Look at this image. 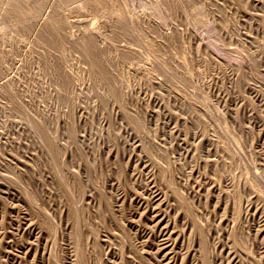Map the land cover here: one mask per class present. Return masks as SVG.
I'll return each mask as SVG.
<instances>
[{"label":"rangeland","instance_id":"374dc122","mask_svg":"<svg viewBox=\"0 0 264 264\" xmlns=\"http://www.w3.org/2000/svg\"><path fill=\"white\" fill-rule=\"evenodd\" d=\"M16 5L0 264H264V0Z\"/></svg>","mask_w":264,"mask_h":264},{"label":"bare ground","instance_id":"6f19581e","mask_svg":"<svg viewBox=\"0 0 264 264\" xmlns=\"http://www.w3.org/2000/svg\"><path fill=\"white\" fill-rule=\"evenodd\" d=\"M0 1H1V0H0ZM13 1L18 5V4L20 3L21 0H13ZM21 3H22V2H21ZM17 5H16V6H17ZM20 7H21V6H20ZM20 12H21V11H20ZM21 15H22V14H21ZM57 25H58V24H57ZM59 36H61V35H59Z\"/></svg>","mask_w":264,"mask_h":264}]
</instances>
